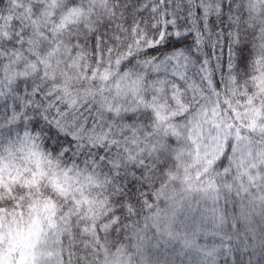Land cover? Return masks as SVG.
<instances>
[{
	"label": "snow or ice",
	"instance_id": "6c2138e0",
	"mask_svg": "<svg viewBox=\"0 0 264 264\" xmlns=\"http://www.w3.org/2000/svg\"><path fill=\"white\" fill-rule=\"evenodd\" d=\"M0 264H264V0H0Z\"/></svg>",
	"mask_w": 264,
	"mask_h": 264
}]
</instances>
